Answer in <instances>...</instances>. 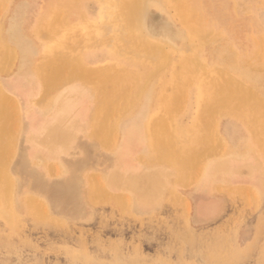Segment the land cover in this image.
<instances>
[{"label": "rangeland", "instance_id": "rangeland-1", "mask_svg": "<svg viewBox=\"0 0 264 264\" xmlns=\"http://www.w3.org/2000/svg\"><path fill=\"white\" fill-rule=\"evenodd\" d=\"M0 264H264V0H0Z\"/></svg>", "mask_w": 264, "mask_h": 264}, {"label": "crops", "instance_id": "crops-1", "mask_svg": "<svg viewBox=\"0 0 264 264\" xmlns=\"http://www.w3.org/2000/svg\"><path fill=\"white\" fill-rule=\"evenodd\" d=\"M4 86L6 87V89L13 94L16 98H18V100H20L22 102V110H23V114L25 113L26 110V104L25 101L22 99L24 96H26V84L24 86V83L22 82V77L21 74L19 72H17V74L15 76L12 77V79L7 80L4 79ZM75 90V89H72ZM18 125H20L21 129H22V135H23V139L25 138V136L27 135L29 136H34L36 134V127H35V118H31V117H25L24 115L22 116V118L20 119V122H17ZM123 135L125 136V139L128 137L130 139V142L127 144L128 145V150L131 149L132 147V137H131V131L130 129H126L123 132ZM125 141V140H124ZM121 142L119 147H118V157H117V162L120 163V167L121 168H126V158L125 155L126 151L124 149L125 147V142ZM35 150V148H32L30 152V154L35 155V152H33ZM126 166V167H125ZM154 187H152L153 189ZM151 187H148V191L152 190Z\"/></svg>", "mask_w": 264, "mask_h": 264}, {"label": "bare ground", "instance_id": "bare-ground-1", "mask_svg": "<svg viewBox=\"0 0 264 264\" xmlns=\"http://www.w3.org/2000/svg\"><path fill=\"white\" fill-rule=\"evenodd\" d=\"M135 1H136V0H135ZM178 1H179V0H174V2H178ZM187 1H188V0H187ZM148 2H149V1H148ZM134 3H135V2H134ZM150 3H152V1H151ZM150 3H148V4H150ZM185 3H186V2H185ZM122 4H123V3H122ZM129 4H130V3H129ZM154 4H155V3H154ZM158 4H159V3H158ZM146 5H147V4H146ZM150 5H151V4H150ZM160 5H161V4H160ZM120 6H121V4H120ZM148 6H149V5H148ZM153 6H154L155 8H157V9H158V7L160 8V6H158V5H157V6H158V7H157V6H155V5L152 4L151 7H153ZM161 6H163V5H161ZM185 6H186V4H185ZM187 6H188V5H187ZM187 6H186V8L189 9V6H188V7H187ZM183 7H184V6H183ZM109 8H110V7H109ZM178 8H179V7H178ZM147 9H149V8H147ZM160 9H161V8H160ZM160 9H159V10H160ZM182 9H183V8H182ZM132 10H133V9H132ZM149 10H150V9H149ZM162 10H163V9H162ZM184 10H185V9H184ZM153 11H154V10H153ZM180 11H181V9H180ZM181 12H182V11H181ZM187 12H188V11H187ZM189 12H190V11H189ZM123 13H124V10H123ZM123 13H122V15L125 14V13H124V14H123ZM190 13H191V12H190ZM182 14H183V13H182ZM149 15H150V14H149ZM193 15H194V14H193ZM184 16H187V17H188V15H185V14H184ZM129 17H130V16H129ZM109 18H110V17H109ZM183 18H184V17H183ZM189 18H190V17H189ZM122 19H123V18H122ZM181 19H182V18H181ZM191 19H192V17H191ZM123 20H124V19H123ZM187 20H188V18H187ZM195 20H196V19H195ZM129 21H131V20H129ZM129 21H128V22H129ZM184 21H185V20H184ZM142 22H143V21H142ZM144 22H145V21H144ZM144 22H143V23H144ZM180 22H181V20H180ZM134 23H135V22H134ZM181 23H182V22H181ZM188 23H189V22H188ZM146 25H147V24H146ZM185 25H187V24H185ZM188 26H189V25H188ZM128 28H129V27H128ZM182 29H183V27H182ZM193 29H194V28H193ZM176 30H177V29H176ZM184 30H185V27H184ZM194 30H195V29H194ZM190 32H191V31H189V33H190ZM134 34H135V33H134ZM194 34H195V33H194ZM129 35H130V33H129ZM155 35H156V34H155ZM192 35H193V33H192ZM179 36H180V35H179ZM188 36H189V34H188ZM197 37H198V36H197ZM200 37H201V36H200ZM191 38H192V37H191ZM195 38H196V37H195ZM189 39H190V37H189ZM193 39H194V37H193ZM146 44H147V43H146ZM183 64H185V63H183ZM185 67H187V66H185ZM183 71H184V70H183ZM186 74H187V73H186ZM189 74H190V73H189ZM229 97H230V96H229ZM232 97H233V96H232ZM228 101H229V100H228ZM95 110H96V109H95ZM103 117H104V116H103ZM157 131H158V130H157ZM98 140H99V139H98ZM124 142H125V147H124V149L127 151V150H128V145H127V144L130 142V139L127 137V138L125 139ZM46 157H47V156H46ZM110 175H111V174H110ZM118 177H119V176H118ZM114 178H115V176H114ZM116 178H117V177H116ZM124 178H125V177H124ZM122 179H123V178H122ZM128 179H129V178H128ZM110 180H111V179H110ZM184 183H185V182H184ZM97 209H98V208H97Z\"/></svg>", "mask_w": 264, "mask_h": 264}]
</instances>
